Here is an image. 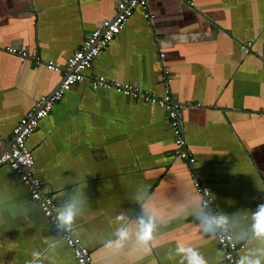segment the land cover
Returning a JSON list of instances; mask_svg holds the SVG:
<instances>
[{
	"label": "crops",
	"instance_id": "0c3cea01",
	"mask_svg": "<svg viewBox=\"0 0 264 264\" xmlns=\"http://www.w3.org/2000/svg\"><path fill=\"white\" fill-rule=\"evenodd\" d=\"M117 0H0V45L63 63ZM88 73L180 102L186 145L245 264H264V0H147ZM250 43L248 53L240 48ZM161 55V56H160ZM61 73L0 50V135ZM33 172L91 264H217L220 248L187 166L173 155L165 111L74 84L26 140ZM0 264H77L59 230L0 167Z\"/></svg>",
	"mask_w": 264,
	"mask_h": 264
},
{
	"label": "built area",
	"instance_id": "2783aa9c",
	"mask_svg": "<svg viewBox=\"0 0 264 264\" xmlns=\"http://www.w3.org/2000/svg\"><path fill=\"white\" fill-rule=\"evenodd\" d=\"M137 7L142 9L144 18L151 22L153 15L147 10V0H117L113 16L102 20L99 27L85 36L78 48L71 52L63 63L42 58L38 54H29L21 48L0 45V50L17 56L20 62L30 60L39 68L61 73L58 85L49 94L41 95L35 101L34 105L13 126L9 138L4 139L0 135V167L7 165L19 178L26 187L29 199L37 204L43 216L59 230L61 238L71 250L76 263L91 264L90 251L83 245L80 238L73 234L72 226L64 221L63 212L58 208L54 198L43 191L41 179L33 172L34 157L26 145V140L37 128L39 121L48 116L53 105L63 94L74 84L82 81L86 82L92 90H112L126 97L154 103L165 111L173 137V155L186 164L199 205L210 223L220 248L217 264H245L239 252L242 244L234 240L226 220L220 224L216 223L217 218L223 215L215 204L210 186L197 171L195 157L186 145L182 112L186 108L196 107L199 104L180 102L173 97L169 87L171 77L164 67L159 73L163 83L161 94L142 89L136 84L115 81L101 74L88 73L99 52L120 32ZM249 44L240 45L244 53H248Z\"/></svg>",
	"mask_w": 264,
	"mask_h": 264
},
{
	"label": "clouds",
	"instance_id": "9594fccd",
	"mask_svg": "<svg viewBox=\"0 0 264 264\" xmlns=\"http://www.w3.org/2000/svg\"><path fill=\"white\" fill-rule=\"evenodd\" d=\"M225 220L224 217H219L216 220L217 224L223 223ZM256 228L258 231L264 233V212L259 213L257 215V219H256ZM250 264H258V261H251Z\"/></svg>",
	"mask_w": 264,
	"mask_h": 264
}]
</instances>
